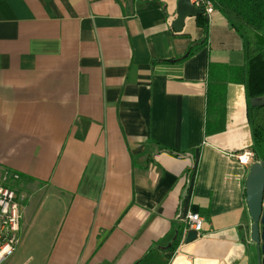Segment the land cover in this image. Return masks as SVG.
I'll return each instance as SVG.
<instances>
[{
    "label": "crops",
    "instance_id": "1",
    "mask_svg": "<svg viewBox=\"0 0 264 264\" xmlns=\"http://www.w3.org/2000/svg\"><path fill=\"white\" fill-rule=\"evenodd\" d=\"M177 9L0 0V172L24 196L4 264H144L152 249L153 264H259L234 157L253 145L245 88L210 74L244 65L242 40L217 10L176 32ZM190 211L203 228L188 243Z\"/></svg>",
    "mask_w": 264,
    "mask_h": 264
},
{
    "label": "trees",
    "instance_id": "2",
    "mask_svg": "<svg viewBox=\"0 0 264 264\" xmlns=\"http://www.w3.org/2000/svg\"><path fill=\"white\" fill-rule=\"evenodd\" d=\"M215 10L228 21L230 27L240 36L243 44L245 63L240 67H226L210 64V74L223 69L227 80L244 86L248 103V119L252 130L255 161H264V106H251V99L264 96V0H208ZM207 16L205 13L199 18ZM205 29L208 26L205 18ZM204 42L189 48L181 60L193 56ZM214 70V71H213ZM210 81L207 99L211 105L221 97L222 88ZM176 239L170 246L173 252L178 246ZM155 251L152 249L143 260L144 264H153Z\"/></svg>",
    "mask_w": 264,
    "mask_h": 264
},
{
    "label": "built area",
    "instance_id": "3",
    "mask_svg": "<svg viewBox=\"0 0 264 264\" xmlns=\"http://www.w3.org/2000/svg\"><path fill=\"white\" fill-rule=\"evenodd\" d=\"M192 3L202 7L209 17L215 12L214 5L208 0H192ZM234 157L247 166L255 162L252 147L234 154ZM20 179L21 174L16 170L3 168L0 172V264H4L15 253L22 238L24 196L17 189ZM185 224L183 242L190 231L199 236L203 228V217L198 212L190 211L186 215Z\"/></svg>",
    "mask_w": 264,
    "mask_h": 264
},
{
    "label": "water",
    "instance_id": "4",
    "mask_svg": "<svg viewBox=\"0 0 264 264\" xmlns=\"http://www.w3.org/2000/svg\"><path fill=\"white\" fill-rule=\"evenodd\" d=\"M205 13L202 7H197L192 0H178L177 16L172 22V28L176 32L184 29L186 19L198 17ZM251 106H264V96L251 99ZM247 205L252 220L251 240L258 246L259 264H264V161H255L250 166L246 180ZM198 238V234L190 231L186 242H192Z\"/></svg>",
    "mask_w": 264,
    "mask_h": 264
},
{
    "label": "rangeland",
    "instance_id": "5",
    "mask_svg": "<svg viewBox=\"0 0 264 264\" xmlns=\"http://www.w3.org/2000/svg\"><path fill=\"white\" fill-rule=\"evenodd\" d=\"M256 251H257V254H258V246H257V244L255 243L254 254H255Z\"/></svg>",
    "mask_w": 264,
    "mask_h": 264
}]
</instances>
